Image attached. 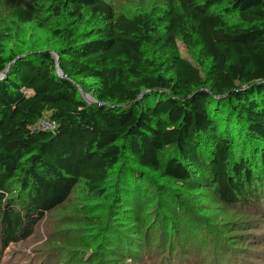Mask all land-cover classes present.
Listing matches in <instances>:
<instances>
[{"label": "trees", "instance_id": "trees-1", "mask_svg": "<svg viewBox=\"0 0 264 264\" xmlns=\"http://www.w3.org/2000/svg\"><path fill=\"white\" fill-rule=\"evenodd\" d=\"M45 117L55 129L36 127ZM137 170L208 189L223 206L258 205L238 235L264 223V0H163L135 14L109 0H0V255L78 187L87 203L110 200L120 221L140 200ZM130 227L138 235V219ZM127 242L114 246L150 251ZM231 243L200 264L256 259Z\"/></svg>", "mask_w": 264, "mask_h": 264}, {"label": "rangeland", "instance_id": "rangeland-1", "mask_svg": "<svg viewBox=\"0 0 264 264\" xmlns=\"http://www.w3.org/2000/svg\"><path fill=\"white\" fill-rule=\"evenodd\" d=\"M109 1L117 13L125 14L149 11L163 3V0ZM33 34L34 30L29 28L27 39L31 40ZM179 46L182 55L194 61L190 51L182 43ZM82 83L85 88L78 85L82 97L88 102L95 101L94 83L90 80ZM87 95L93 99L88 100ZM170 153L165 152L167 156ZM134 173L141 178V197L120 221L110 219L113 209L110 200L105 202L106 207L98 202L87 203L83 189L78 187L63 206L42 219L30 238L10 244L1 252L0 264H181L177 256L169 254L171 250L182 258H191L192 264H200L208 258L214 243L227 239L233 242L229 247L237 254L256 256L242 264H264V223L259 229L248 230V236L232 230L240 221L258 220L259 211L255 210L258 205L250 209L223 206L208 189L199 186L183 189L151 172ZM135 174L133 177H137ZM136 219L140 225L138 235L133 233L138 229L130 227ZM128 236L150 251L143 250L139 255L136 249L130 252L125 249L126 253H120L114 245L120 241L126 247ZM189 249L196 256L187 255Z\"/></svg>", "mask_w": 264, "mask_h": 264}, {"label": "built area", "instance_id": "built-area-1", "mask_svg": "<svg viewBox=\"0 0 264 264\" xmlns=\"http://www.w3.org/2000/svg\"><path fill=\"white\" fill-rule=\"evenodd\" d=\"M36 127L41 130H53L56 128V122L49 119L48 117H45L40 120Z\"/></svg>", "mask_w": 264, "mask_h": 264}, {"label": "water", "instance_id": "water-1", "mask_svg": "<svg viewBox=\"0 0 264 264\" xmlns=\"http://www.w3.org/2000/svg\"><path fill=\"white\" fill-rule=\"evenodd\" d=\"M56 56H57V65H56L57 74H58L59 76H61V77L66 78L67 76H66L65 74L62 73V71H61V69H60V67H59V64H60V57H59V55H58L57 53H56ZM3 74H5V72H4ZM82 93H83V96L86 97L84 91H82ZM90 102H95V101H90Z\"/></svg>", "mask_w": 264, "mask_h": 264}, {"label": "bare ground", "instance_id": "bare-ground-1", "mask_svg": "<svg viewBox=\"0 0 264 264\" xmlns=\"http://www.w3.org/2000/svg\"><path fill=\"white\" fill-rule=\"evenodd\" d=\"M87 99L92 100L93 98H92V96L87 95Z\"/></svg>", "mask_w": 264, "mask_h": 264}]
</instances>
